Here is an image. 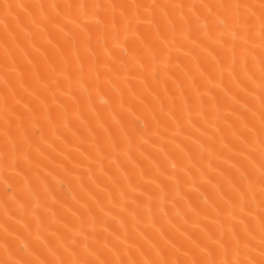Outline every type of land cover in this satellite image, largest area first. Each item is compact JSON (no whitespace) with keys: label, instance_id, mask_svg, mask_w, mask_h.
Returning <instances> with one entry per match:
<instances>
[{"label":"bare ground","instance_id":"obj_1","mask_svg":"<svg viewBox=\"0 0 264 264\" xmlns=\"http://www.w3.org/2000/svg\"><path fill=\"white\" fill-rule=\"evenodd\" d=\"M0 264H264V0H0Z\"/></svg>","mask_w":264,"mask_h":264}]
</instances>
